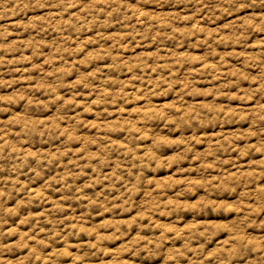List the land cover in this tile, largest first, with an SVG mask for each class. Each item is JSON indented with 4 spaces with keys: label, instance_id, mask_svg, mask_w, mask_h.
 Instances as JSON below:
<instances>
[{
    "label": "rangeland",
    "instance_id": "obj_1",
    "mask_svg": "<svg viewBox=\"0 0 264 264\" xmlns=\"http://www.w3.org/2000/svg\"><path fill=\"white\" fill-rule=\"evenodd\" d=\"M0 264H264V0H0Z\"/></svg>",
    "mask_w": 264,
    "mask_h": 264
}]
</instances>
